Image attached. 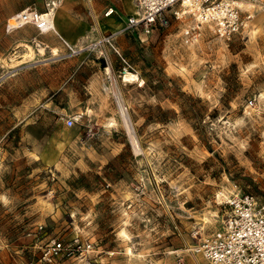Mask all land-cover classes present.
Segmentation results:
<instances>
[{"label": "rangeland", "instance_id": "374dc122", "mask_svg": "<svg viewBox=\"0 0 264 264\" xmlns=\"http://www.w3.org/2000/svg\"><path fill=\"white\" fill-rule=\"evenodd\" d=\"M133 1L0 0V264H205L225 196L264 202V0L230 41L185 38L180 5L126 29ZM25 9L56 32L10 28ZM52 239L93 250L48 262Z\"/></svg>", "mask_w": 264, "mask_h": 264}, {"label": "built area", "instance_id": "2783aa9c", "mask_svg": "<svg viewBox=\"0 0 264 264\" xmlns=\"http://www.w3.org/2000/svg\"><path fill=\"white\" fill-rule=\"evenodd\" d=\"M137 15L127 18L126 29H139L145 36H150L157 20L168 9L175 5L183 8L181 13L192 15L196 24L185 29V38L197 37L198 25L210 26L216 36L224 41H230L243 26L239 6L234 0H134ZM32 17L41 30L47 28L44 23L37 24L35 12ZM113 13L109 9L106 15ZM181 14V15H184ZM178 14V11L175 12ZM25 18V17H24ZM28 22V23H30ZM113 38L107 37V41ZM74 124L72 118L66 120V126ZM223 206L227 208L221 220L220 227L214 232L203 236L193 247L192 252L199 255L205 264H264V202L249 193H233L225 196ZM41 229V227H39ZM92 251L90 243L75 240L66 246L59 240L52 239L43 250V259L51 260L60 254H71L75 251ZM177 264H186L180 258Z\"/></svg>", "mask_w": 264, "mask_h": 264}, {"label": "bare ground", "instance_id": "6f19581e", "mask_svg": "<svg viewBox=\"0 0 264 264\" xmlns=\"http://www.w3.org/2000/svg\"><path fill=\"white\" fill-rule=\"evenodd\" d=\"M185 3H189V1L185 0ZM134 4H135V1L133 3L134 10L132 11V14L137 15L136 4L135 5ZM35 13H36L35 17L38 21L37 24L39 25L41 23H44V25L46 27L48 26L47 28H44L42 30H44L45 32H47L49 30H53L56 32L55 22H54V18L52 16V14H47V13L39 14L37 12H35ZM32 15H34V14L29 13L28 9H25L22 12L18 13V15L16 14V15L12 16L13 21L8 20V21H10L8 26L10 28H16V27H19L21 25H25L26 23L30 22V20L35 19L34 17H32ZM108 15H110V14H108ZM137 79H138V76L136 74H134L132 72H128V71H126L125 75L123 76V81H125V82H132L134 80L136 81ZM113 95H114L115 103L119 109V113L121 115V118L123 119V122H124L126 129H127V132L131 137L130 126L128 125V121L125 118V111H124L123 105L121 103L120 97L115 92L113 93Z\"/></svg>", "mask_w": 264, "mask_h": 264}, {"label": "crops", "instance_id": "0c3cea01", "mask_svg": "<svg viewBox=\"0 0 264 264\" xmlns=\"http://www.w3.org/2000/svg\"><path fill=\"white\" fill-rule=\"evenodd\" d=\"M133 3H134V1H133ZM135 5V4H134ZM133 15V14H132Z\"/></svg>", "mask_w": 264, "mask_h": 264}]
</instances>
